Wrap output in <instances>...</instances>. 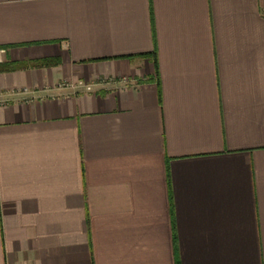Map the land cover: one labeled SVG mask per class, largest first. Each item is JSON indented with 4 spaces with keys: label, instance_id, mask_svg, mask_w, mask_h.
<instances>
[{
    "label": "crops",
    "instance_id": "obj_1",
    "mask_svg": "<svg viewBox=\"0 0 264 264\" xmlns=\"http://www.w3.org/2000/svg\"><path fill=\"white\" fill-rule=\"evenodd\" d=\"M0 49V264H264V0H0Z\"/></svg>",
    "mask_w": 264,
    "mask_h": 264
},
{
    "label": "built area",
    "instance_id": "obj_2",
    "mask_svg": "<svg viewBox=\"0 0 264 264\" xmlns=\"http://www.w3.org/2000/svg\"><path fill=\"white\" fill-rule=\"evenodd\" d=\"M6 55V50L5 49H0V64L4 62V57ZM60 88L62 89H73V90H79V89H84L86 91H91L92 86L89 85L88 83L85 82H78V83H72V82H63L60 84ZM17 93H30V90L28 88H23L17 90Z\"/></svg>",
    "mask_w": 264,
    "mask_h": 264
}]
</instances>
